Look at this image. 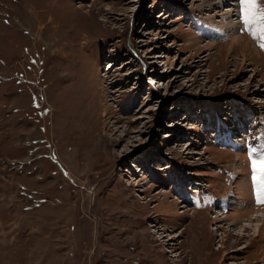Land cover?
Returning <instances> with one entry per match:
<instances>
[{"label":"rangeland","instance_id":"1","mask_svg":"<svg viewBox=\"0 0 264 264\" xmlns=\"http://www.w3.org/2000/svg\"><path fill=\"white\" fill-rule=\"evenodd\" d=\"M254 30L239 0H0V264H264Z\"/></svg>","mask_w":264,"mask_h":264},{"label":"snow or ice","instance_id":"2","mask_svg":"<svg viewBox=\"0 0 264 264\" xmlns=\"http://www.w3.org/2000/svg\"><path fill=\"white\" fill-rule=\"evenodd\" d=\"M239 5L245 28L250 31L254 28L252 35L264 41V4L261 0H239ZM261 47L264 48V42L261 43ZM252 168L257 174L264 173V155L252 160ZM255 178L259 179V175Z\"/></svg>","mask_w":264,"mask_h":264},{"label":"bare ground","instance_id":"3","mask_svg":"<svg viewBox=\"0 0 264 264\" xmlns=\"http://www.w3.org/2000/svg\"><path fill=\"white\" fill-rule=\"evenodd\" d=\"M260 145H261V144H260ZM260 153H261V154H264V152H262V151H261ZM262 177H263V176H262ZM228 211H229V209H228ZM239 211L241 212L242 210H239ZM254 213H256V215L253 214L254 216H258V215H260V213H259L258 211H254ZM262 213L264 214V212H262ZM262 213H261V214H262ZM263 214H262V215H263ZM262 215H261V216H262ZM220 216H221V215H220ZM220 216L217 215V216L215 217V219H219ZM238 217H240V216H238ZM262 221H264V219H263ZM262 225H263V224H262ZM241 227H242V226H241ZM242 228H243V227H242ZM241 230H242V229H241ZM242 231H243V230H242ZM242 231H240V232H242ZM242 235H243V234H242Z\"/></svg>","mask_w":264,"mask_h":264}]
</instances>
